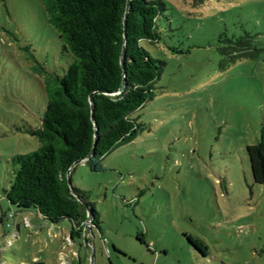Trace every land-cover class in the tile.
Returning <instances> with one entry per match:
<instances>
[{
	"label": "rangeland",
	"instance_id": "obj_1",
	"mask_svg": "<svg viewBox=\"0 0 264 264\" xmlns=\"http://www.w3.org/2000/svg\"><path fill=\"white\" fill-rule=\"evenodd\" d=\"M164 1L159 41L144 44L163 63L134 114L144 130L101 172L78 163L71 173L100 222L93 264H264V185L246 154L264 134V0ZM223 33L254 35L259 57L220 69ZM60 47L39 0H0V264H88L68 221L19 212L2 193L11 158L39 147L29 131L45 109V75L71 62Z\"/></svg>",
	"mask_w": 264,
	"mask_h": 264
},
{
	"label": "trees",
	"instance_id": "obj_2",
	"mask_svg": "<svg viewBox=\"0 0 264 264\" xmlns=\"http://www.w3.org/2000/svg\"><path fill=\"white\" fill-rule=\"evenodd\" d=\"M39 1L59 36L61 54L71 62L61 77L45 75L47 102L38 128L29 131L39 147L11 158L13 176L2 193L19 212L51 224L68 221L73 242L81 239L87 212L91 229L101 230L87 193L72 186L71 173L78 163L101 172L107 155L144 130L134 114L152 99L163 66L151 58L144 44L158 43V22L167 7L164 0ZM190 1L198 7L206 0ZM128 2L124 40L122 21ZM217 43L222 70L256 59L262 51L249 33L238 37L223 33ZM246 154L254 184L264 185V134L246 147ZM144 237L137 234L150 251Z\"/></svg>",
	"mask_w": 264,
	"mask_h": 264
},
{
	"label": "water",
	"instance_id": "obj_3",
	"mask_svg": "<svg viewBox=\"0 0 264 264\" xmlns=\"http://www.w3.org/2000/svg\"><path fill=\"white\" fill-rule=\"evenodd\" d=\"M128 6H129V2L126 4L124 16H123V21H122V25H123V39L124 40H125V23H126V18H127ZM123 53H124V50L122 49L121 58H120L121 66H123V64H122V62H123ZM89 101L91 102V96L89 98ZM67 175H68V172H67ZM90 224H91V219H90L89 213L87 212V218H86V222H85V224L83 226L82 238L81 239L84 242L85 249H86V252H87L88 257H89L88 264H93L94 263V247H93L94 236H93Z\"/></svg>",
	"mask_w": 264,
	"mask_h": 264
},
{
	"label": "built area",
	"instance_id": "obj_4",
	"mask_svg": "<svg viewBox=\"0 0 264 264\" xmlns=\"http://www.w3.org/2000/svg\"><path fill=\"white\" fill-rule=\"evenodd\" d=\"M105 241V240H104Z\"/></svg>",
	"mask_w": 264,
	"mask_h": 264
}]
</instances>
